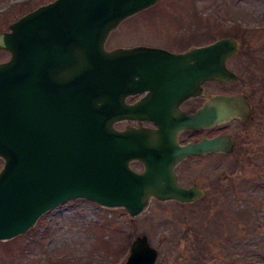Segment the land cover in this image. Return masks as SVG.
Returning <instances> with one entry per match:
<instances>
[{
  "label": "water",
  "instance_id": "95a60500",
  "mask_svg": "<svg viewBox=\"0 0 264 264\" xmlns=\"http://www.w3.org/2000/svg\"><path fill=\"white\" fill-rule=\"evenodd\" d=\"M157 1L53 0L0 32V50L9 52L0 62V240L25 233L69 200L123 207L136 217L152 198L191 203L204 195L197 184H180L176 164L193 154L230 153L234 142L222 134L181 146L177 135L233 119L249 123L246 96L211 94L181 115L174 106L128 104L125 98L152 89L158 78L172 87L178 61L185 62L191 95L203 82L235 80L227 59L239 53L240 41L221 37L184 53L105 47L123 20ZM151 109L145 119L157 128L116 127ZM134 160L143 163L141 171L131 167ZM157 257L148 237L137 236L123 264H155Z\"/></svg>",
  "mask_w": 264,
  "mask_h": 264
},
{
  "label": "rangeland",
  "instance_id": "374dc122",
  "mask_svg": "<svg viewBox=\"0 0 264 264\" xmlns=\"http://www.w3.org/2000/svg\"><path fill=\"white\" fill-rule=\"evenodd\" d=\"M50 1L0 0V32ZM225 36L240 41L241 51L227 59L238 78L225 86L208 81L207 93H245L255 114L249 125L228 123L235 139L230 155L190 158L181 167L182 183L197 182L205 196L193 203L151 199L136 217L123 207L70 200L25 233L0 240V264H123L142 235L158 250L155 264H264V77L262 85L253 75H264V63L248 65L247 58H264V0H158L123 20L105 46L177 51L180 40L185 46ZM8 58L0 50V62Z\"/></svg>",
  "mask_w": 264,
  "mask_h": 264
},
{
  "label": "flooded vegetation",
  "instance_id": "af4514ba",
  "mask_svg": "<svg viewBox=\"0 0 264 264\" xmlns=\"http://www.w3.org/2000/svg\"><path fill=\"white\" fill-rule=\"evenodd\" d=\"M181 41V46H179L177 48V51H171L168 50L166 48V50L173 52V53H184L188 50H190L193 47H198V46H202L205 45L207 43H199V44H192V45H185L186 43L185 41ZM179 41V43H180ZM212 42V41H210ZM208 42V43H210ZM179 66H176V71L178 72L176 79V82L174 83V85H172V87H170L169 85H165L164 81L161 80V78H158L159 80H155L153 81V86L152 89L150 88H146V89H139V91H137L136 93L127 95L125 98V102L128 104H133V103H137V102H145L146 105H150L152 107H157V106H161V107H166V106H174L177 108V110L179 111L180 115L181 113H190V112H194L196 111L201 105L204 104V102L206 101L208 95L211 94H236V93H230V92H226V91H217V92H212V93H207L206 90V84L208 82H203L200 84V90L199 93H197L196 95L194 94H190L189 92V88H188V84L185 83L186 82V77H185V62H180L178 61ZM237 73V72H236ZM238 78V77H237ZM236 78V79H237ZM235 79V80H236ZM232 81V80H231ZM215 82L216 84L218 83V85H223L225 86L228 82L230 81H226V82H216V81H212ZM169 86V87H168ZM188 88V89H186ZM246 99L249 102L250 105V109L252 112V117L249 121V123L247 124H243L240 122V120L238 119H233L230 120L226 123L223 124H218V125H214L211 127H207V128H197V129H183L181 131H179L178 135H177V142L179 145L184 146L188 143H197L202 139L205 138H212L218 135H222V134H229L234 142V146H235V139L234 136H232L230 134V130L226 129L228 123L231 122H237L243 126L249 125L253 119V116L255 114V107L254 104H252L251 99L249 97V95L245 94ZM152 112V109L150 112H142L139 116H141L140 119L135 118V119H130V118H126L122 121H120L119 123L116 124L123 125V129L129 126H133V127H147V128H157L158 125L155 123L154 119H149L146 118L150 113ZM178 120H181V117L178 116L177 117ZM169 116L165 115V117H163V120H168ZM172 120V119H170ZM184 133H189L190 137L184 136ZM199 133V136L195 137L196 134ZM234 149V148H233ZM233 151V150H232ZM231 153V152H230ZM230 153H223V152H209L206 154H193V155H189L185 158H183L182 160H180L176 166H175V171L176 174L178 176V180L181 183V185L185 186V187H189L193 184H197V182L192 181L189 184H184L181 181V167L183 166V164L189 160L190 158H198V157H205L207 155H211V154H228L230 155ZM130 165L136 169V170H142L143 169V163L137 160L131 161ZM198 185V184H197ZM199 186V185H198ZM205 190V189H204ZM205 196L204 195L201 197L203 198ZM201 198L197 199L200 200ZM195 202V201H194ZM193 203V202H191Z\"/></svg>",
  "mask_w": 264,
  "mask_h": 264
},
{
  "label": "trees",
  "instance_id": "16d2710c",
  "mask_svg": "<svg viewBox=\"0 0 264 264\" xmlns=\"http://www.w3.org/2000/svg\"><path fill=\"white\" fill-rule=\"evenodd\" d=\"M263 49V46H261L260 48H258V50L256 51V53H260V51ZM242 53V52H241ZM245 56H246V54H245ZM247 58H248V65H249V62H251L252 64H263L264 63V58L262 57V56H259L258 55V57L257 56H255L254 58L251 56V55H248L247 54ZM250 63V64H251ZM248 66H246V72H247V74H249V69L247 68ZM259 67V66H258ZM260 68V67H259ZM254 73H253V75H255V76H257L256 77V81H258L260 84H262L263 85V77H264V75H260V74H256L255 73V71H253ZM242 74H243V72L241 71V76H242Z\"/></svg>",
  "mask_w": 264,
  "mask_h": 264
}]
</instances>
